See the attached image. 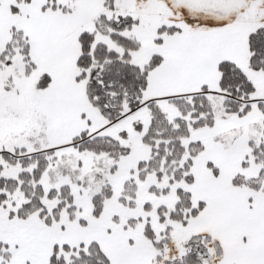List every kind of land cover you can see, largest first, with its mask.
<instances>
[{
  "label": "snow or ice",
  "instance_id": "6c2138e0",
  "mask_svg": "<svg viewBox=\"0 0 264 264\" xmlns=\"http://www.w3.org/2000/svg\"><path fill=\"white\" fill-rule=\"evenodd\" d=\"M0 264H264V0H0Z\"/></svg>",
  "mask_w": 264,
  "mask_h": 264
}]
</instances>
